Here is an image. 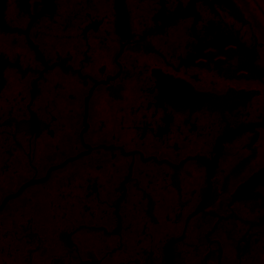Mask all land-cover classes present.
<instances>
[{
    "label": "flooded vegetation",
    "instance_id": "obj_1",
    "mask_svg": "<svg viewBox=\"0 0 264 264\" xmlns=\"http://www.w3.org/2000/svg\"><path fill=\"white\" fill-rule=\"evenodd\" d=\"M0 264H264V0H0Z\"/></svg>",
    "mask_w": 264,
    "mask_h": 264
}]
</instances>
